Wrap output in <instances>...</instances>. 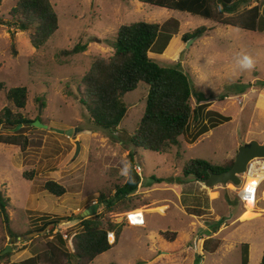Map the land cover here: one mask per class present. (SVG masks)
Returning <instances> with one entry per match:
<instances>
[{
    "label": "rangeland",
    "instance_id": "obj_1",
    "mask_svg": "<svg viewBox=\"0 0 264 264\" xmlns=\"http://www.w3.org/2000/svg\"><path fill=\"white\" fill-rule=\"evenodd\" d=\"M16 2L3 0L0 7V85L6 89L25 86L29 98L26 107L18 110L0 87V114L11 105L14 111L48 128L22 125L21 135L30 142L25 151L0 142V191L10 198L7 210L15 234L0 224V247L12 248L2 264H21L33 258L46 250L47 241L57 232L70 247L81 229L82 213L97 203L102 193L112 192L126 181L128 175L121 172L125 163L130 168V153L140 166L142 184L141 193L129 204H138L135 210L140 212L148 207L145 222L141 226L129 224L124 219L126 211L109 214L112 221L124 223L121 239L116 238V245L90 264H190L189 254L191 264H241L244 243L249 244V264H260L264 201L248 211L238 200L234 184L207 187L202 181H186L183 169L196 158L223 165L235 160L241 145L252 140L264 143L263 28L247 31L219 25L202 16L141 0H51L60 27L36 49L29 32L10 24L9 12ZM259 3L264 15V0ZM137 21L161 24L150 57L178 64L191 81L195 120L178 146L165 154L132 144L147 104V83L140 82L136 90L125 95L127 114L113 132L96 128L78 99L79 82L95 58L110 57L119 27ZM176 23L178 33L174 34ZM203 26L214 27L211 35L183 40L184 34ZM79 43L87 45L85 51L64 54ZM241 54L254 59L252 69L239 66ZM202 95L205 99L199 100ZM202 106L206 107L203 111ZM201 118L208 131L192 141L200 129L195 124ZM52 128L73 129V135ZM12 134H16L14 128L0 126V136ZM77 141L81 144L79 154ZM32 171L33 178L28 179L26 174ZM49 180L65 186L67 193L57 197L46 191L44 184ZM183 183L189 185L179 188ZM102 207L99 205L97 213ZM46 221L51 224L39 230ZM30 230L44 232L13 242ZM160 231L175 233V241L167 242ZM150 232L157 233L154 239Z\"/></svg>",
    "mask_w": 264,
    "mask_h": 264
},
{
    "label": "trees",
    "instance_id": "obj_2",
    "mask_svg": "<svg viewBox=\"0 0 264 264\" xmlns=\"http://www.w3.org/2000/svg\"><path fill=\"white\" fill-rule=\"evenodd\" d=\"M141 1L169 10L202 16L219 25L233 26L247 31L263 28L264 31V15L261 14L259 3L261 0ZM244 2L248 4L241 7ZM255 2L257 4L253 5ZM2 4L3 0H0V7ZM9 13L12 19L10 24L17 30L29 32L31 43L36 49L42 48L60 27L59 17L51 0H17ZM160 30V23L147 21L121 25L113 43L114 53L110 57L99 55L95 58L91 68L79 82L78 99L96 128L113 132L119 128L127 114L125 95L136 90L140 82L147 83L150 87L147 104L141 121L132 135V144L136 148L165 154L173 146H178L180 137L192 126L196 113L192 104L189 77L178 64L164 63L149 55L153 52L152 47ZM213 30L214 27H199L194 32L184 34L183 40L187 42L194 36H209ZM173 32L178 33V23ZM171 38L172 35L167 41ZM86 48V44L79 43L72 50L64 51V54H77L85 51ZM164 49L159 53H163ZM261 84L264 85V81ZM0 87L6 90L7 99L15 108L19 110L26 107L29 98L27 87L6 89L3 84ZM205 108L202 106L200 110L203 111ZM202 121L203 119L195 124V128L200 129L194 134L192 141L201 133L208 131L207 126H202ZM20 124L32 126L33 121L27 119L20 111H14L11 105L6 106L0 114V126L16 128ZM23 132L24 126L16 131V134L0 136V142L20 146L25 151L30 142L27 137L21 135ZM234 161L232 159L223 165H214L204 159H190L184 166L183 175L193 173L198 181H204L209 177L210 169L215 173H221L230 169ZM33 175V171L26 174L28 179H32ZM161 181L163 179L158 182ZM141 184L142 177L136 170L134 153H130V168L126 181L116 185L112 192L102 193L98 197L97 203L103 207L95 216L80 218L81 229L74 235L71 246L68 247L67 239L57 232L47 241L46 250L21 264H90L100 255L110 251L116 243H110L108 234L115 232L119 239L124 223L112 221L109 214L138 209L140 207L138 204L129 203L136 196ZM44 189L57 197L67 193L66 187L54 180L47 181ZM9 202L10 198L5 197L0 191V224L4 225L3 227L11 235H15L11 229L7 210ZM49 224L51 221H46L39 230H44ZM163 234L170 242L175 241V233ZM4 249L5 247H0V253ZM249 252V244L244 243L241 248V264H249ZM10 255L11 253L0 254V264ZM187 259L191 264L192 255L189 254ZM260 264H264V252Z\"/></svg>",
    "mask_w": 264,
    "mask_h": 264
},
{
    "label": "water",
    "instance_id": "obj_3",
    "mask_svg": "<svg viewBox=\"0 0 264 264\" xmlns=\"http://www.w3.org/2000/svg\"><path fill=\"white\" fill-rule=\"evenodd\" d=\"M247 2L242 3V5H245ZM194 96H197V94H194ZM201 96V95H200ZM203 97V95H202ZM205 99L199 98V100ZM33 125L35 127H41V128H48V126L43 125L39 120L34 121ZM22 124H20L18 127L14 128L15 131L20 129ZM58 133L66 134L68 136L73 135V129H60V128H52ZM81 151V144L79 141H77V154H79ZM257 157H264V143H261L257 140H252L250 142H247L243 145H241L238 149V153L235 157L234 165L221 173H215L213 170H209V177L205 179L204 182L207 187H214L217 185H227L229 183L234 184L235 187H239L242 183L241 175L246 171L247 165L250 160ZM186 181L190 180H196L198 181V178L195 174L190 173L185 177ZM99 205L97 203H94L88 209H86L82 213V218H88L93 217L97 214ZM44 231H36L32 232L30 234L24 235V236H18L16 238H13V242L15 240H25L32 236H37L38 234L43 233ZM12 248L11 246H7L0 254L5 255L9 252H11Z\"/></svg>",
    "mask_w": 264,
    "mask_h": 264
},
{
    "label": "built area",
    "instance_id": "obj_4",
    "mask_svg": "<svg viewBox=\"0 0 264 264\" xmlns=\"http://www.w3.org/2000/svg\"><path fill=\"white\" fill-rule=\"evenodd\" d=\"M140 166L136 167L139 172ZM242 184L237 188L239 200L246 205L248 202L256 204L264 201V157L253 158L249 161L246 171L241 175ZM126 220L136 226H141L145 222L144 212L138 210L126 213ZM113 237V242L111 238ZM109 241L115 242V233L108 234Z\"/></svg>",
    "mask_w": 264,
    "mask_h": 264
},
{
    "label": "clouds",
    "instance_id": "obj_5",
    "mask_svg": "<svg viewBox=\"0 0 264 264\" xmlns=\"http://www.w3.org/2000/svg\"><path fill=\"white\" fill-rule=\"evenodd\" d=\"M237 63L239 64V66L242 69H246V70H250L254 67V59L248 55V54H241L238 59H237ZM137 167V166H136ZM128 165L127 163H125V167L122 169L121 174L127 176L128 175ZM138 172V171H137ZM139 173V172H138ZM140 174V173H139ZM141 175V174H140ZM142 177V176H141ZM242 184V183H241ZM241 186V185H240ZM239 186V187H240ZM238 188V187H237ZM239 199V198H238ZM241 202V201H240ZM245 206V205H244ZM131 211H135V210H131ZM130 212V211H127ZM126 212V213H127ZM126 213L124 215V219L126 220ZM127 221V220H126ZM128 222V221H127ZM129 223V222H128ZM130 224V223H129ZM132 225V224H131ZM136 226V225H134ZM115 233V232H114ZM111 243V242H110ZM116 243V234H115V242L111 243V244H115Z\"/></svg>",
    "mask_w": 264,
    "mask_h": 264
},
{
    "label": "crops",
    "instance_id": "obj_6",
    "mask_svg": "<svg viewBox=\"0 0 264 264\" xmlns=\"http://www.w3.org/2000/svg\"><path fill=\"white\" fill-rule=\"evenodd\" d=\"M261 143H263V142H261ZM189 184H186V183H183V185L182 184H180L179 186V188H183L184 186H188ZM140 194L141 192H140V189H139V191L137 192V194ZM148 208V207H147ZM147 208H143L142 210H144V212L145 211H148V209ZM141 210V209H140ZM123 232V231H122ZM160 232H163V231H160ZM159 232V233H160ZM164 233V232H163ZM157 233L156 232H150V236H152V238L154 239V235H156ZM122 235V234H121ZM159 235V234H158ZM117 238V237H116ZM120 239H121V236H120V238H119V241H120ZM166 241H167V239H165ZM167 242H170V241H167ZM174 242V241H173Z\"/></svg>",
    "mask_w": 264,
    "mask_h": 264
},
{
    "label": "bare ground",
    "instance_id": "obj_7",
    "mask_svg": "<svg viewBox=\"0 0 264 264\" xmlns=\"http://www.w3.org/2000/svg\"><path fill=\"white\" fill-rule=\"evenodd\" d=\"M253 206H254V203H252V202H248L246 205H245V208H246V210H248V211H251L252 210V208H253ZM163 210V208L161 209V211ZM139 211V210H138ZM159 211V210H158ZM140 212V211H139ZM163 212V211H162ZM112 242H113V240H111Z\"/></svg>",
    "mask_w": 264,
    "mask_h": 264
}]
</instances>
